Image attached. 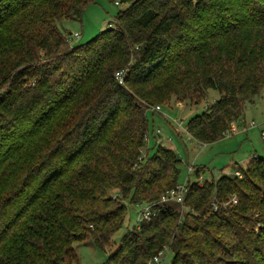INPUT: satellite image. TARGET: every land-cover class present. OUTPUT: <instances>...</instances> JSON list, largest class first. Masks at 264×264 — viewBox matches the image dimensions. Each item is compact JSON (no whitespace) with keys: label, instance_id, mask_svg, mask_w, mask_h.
<instances>
[{"label":"trees","instance_id":"16d2710c","mask_svg":"<svg viewBox=\"0 0 264 264\" xmlns=\"http://www.w3.org/2000/svg\"><path fill=\"white\" fill-rule=\"evenodd\" d=\"M97 1L0 0V264H73L75 241L104 250L143 203L155 214L105 263L168 248L169 264H264V156L203 182L193 167L174 207L160 197L181 158L155 136L142 154L147 109L208 89L219 96L187 133L212 143L231 131L264 88V0H113L112 26L72 44L58 22Z\"/></svg>","mask_w":264,"mask_h":264},{"label":"rangeland","instance_id":"374dc122","mask_svg":"<svg viewBox=\"0 0 264 264\" xmlns=\"http://www.w3.org/2000/svg\"><path fill=\"white\" fill-rule=\"evenodd\" d=\"M121 7L113 0H98L86 7L81 18L64 19L59 21L58 25L75 45L91 39L101 30L112 26L109 22H113ZM74 32H78L79 37H74ZM218 96L216 89H208L205 98L200 102L179 103L171 100L170 104L161 105V111H153L151 108L146 111L149 120V135L147 146L142 148V154H145L147 148H151L150 153L154 151L155 141L151 132L160 129L158 137L160 134L162 145L171 147L181 158L179 184H183L188 177L194 178L189 172V166L201 168L198 180L203 182L216 179L222 173L234 172L237 166H244L254 154L264 156V138L261 136V129L264 128V88L254 97L253 101L246 104L242 116L232 124L235 130L227 132L224 137L212 143H202L187 133L185 129L187 120L202 112L205 106ZM168 204L174 207L179 206L176 201H169ZM137 210L136 205L128 204L123 224L112 235V243L104 250L96 247L91 241H75L73 245L77 259L73 264H107L105 260L118 244L121 236L127 229L133 227ZM171 257L172 253L165 248L155 264H169Z\"/></svg>","mask_w":264,"mask_h":264},{"label":"built area","instance_id":"2783aa9c","mask_svg":"<svg viewBox=\"0 0 264 264\" xmlns=\"http://www.w3.org/2000/svg\"><path fill=\"white\" fill-rule=\"evenodd\" d=\"M74 37H79V33L78 32H74L73 33ZM70 36H72V34H70ZM116 78L122 82L123 80V73L122 71H118L116 72ZM151 109L153 111H161V106L160 105H154L151 106ZM163 114V113H162ZM163 116H165V114H163ZM251 124H254V122H251ZM235 128L234 126L231 127V131H234ZM160 129L156 130V133H159ZM261 136L264 138V128L261 130ZM148 139V136H147ZM189 171H191L193 169V166H189ZM234 173L237 174L238 176L241 175L240 170H234ZM186 191V183L184 182L183 184H179L177 185V187L169 189L167 191H165L161 197H160V202H166V201H176L178 203H181L183 200V195ZM230 201L232 203L237 202V198L235 195L232 196V198L230 199ZM152 203H143V204H139L138 205V210H137V216H136V220L133 226L139 227L141 221H143L144 219H149L151 215L155 214V210L152 208ZM162 252H159L157 255L153 256V258L151 260L148 261L147 264H155L159 261V256Z\"/></svg>","mask_w":264,"mask_h":264},{"label":"crops","instance_id":"0c3cea01","mask_svg":"<svg viewBox=\"0 0 264 264\" xmlns=\"http://www.w3.org/2000/svg\"><path fill=\"white\" fill-rule=\"evenodd\" d=\"M262 129H263V128H262ZM262 129H261V130H262ZM160 132H161V131H160ZM160 132H159V133H160ZM152 134H153V135H152V137H154V136H155V137H157V138H158V140H160V139H161V137H160V134H159V137H158V133H156L155 131H153V133H152ZM156 134H157V135H156Z\"/></svg>","mask_w":264,"mask_h":264}]
</instances>
